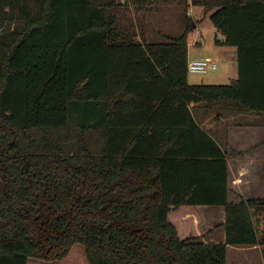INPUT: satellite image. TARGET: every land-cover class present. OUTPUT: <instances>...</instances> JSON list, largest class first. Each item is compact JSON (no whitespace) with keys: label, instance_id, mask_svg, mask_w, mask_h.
Returning <instances> with one entry per match:
<instances>
[{"label":"trees","instance_id":"trees-1","mask_svg":"<svg viewBox=\"0 0 264 264\" xmlns=\"http://www.w3.org/2000/svg\"><path fill=\"white\" fill-rule=\"evenodd\" d=\"M157 3L183 27L145 43L135 16ZM189 6L236 50L230 84L187 83ZM196 110L264 113V0H0V264L76 244L88 264H226L257 246L264 263V196L227 201L228 154ZM203 207L224 209L223 242H203Z\"/></svg>","mask_w":264,"mask_h":264},{"label":"rangeland","instance_id":"rangeland-1","mask_svg":"<svg viewBox=\"0 0 264 264\" xmlns=\"http://www.w3.org/2000/svg\"><path fill=\"white\" fill-rule=\"evenodd\" d=\"M123 3V0H118ZM169 6V7H167ZM151 9L146 14L135 16L144 24V40L145 43L162 42L163 37L177 36L182 30V19L184 9L177 7L174 4H152ZM7 11V10H6ZM196 19L199 12L195 10L192 14ZM127 19H133L130 14L126 15ZM195 29L187 37V56L188 62L203 59L209 60L217 65L214 71H207L205 74L187 73V83L189 85H226L230 84L236 79V50L233 47L224 46L216 43L220 41L221 36L216 31L212 30L209 23L208 16L202 17L199 21L195 20ZM197 27V28H196ZM197 111V110H196ZM195 111H193L194 113ZM254 136V135H252ZM253 141L255 138H252ZM263 146V145H259ZM258 146H255V153H257ZM251 149H247L250 151ZM262 151V152H261ZM259 151L261 158H255L257 162L260 160L264 163V150ZM255 165V164H253ZM257 170V166H255ZM252 187L258 183L251 178ZM214 221L209 223L200 222L198 220L197 226L200 233L203 235V240L211 242L218 239L220 236V215L211 211ZM219 215V216H218ZM212 216V215H211ZM212 216V217H213ZM211 217V218H212ZM257 222L255 223L256 233L258 238L262 235V215H257ZM211 233L213 235H211ZM211 235V236H210ZM210 236V237H208ZM28 264H88L85 259L84 250L81 245H74L69 251L68 255L60 261L46 262L41 260H29ZM226 264H264L263 250L261 247H228Z\"/></svg>","mask_w":264,"mask_h":264},{"label":"crops","instance_id":"crops-1","mask_svg":"<svg viewBox=\"0 0 264 264\" xmlns=\"http://www.w3.org/2000/svg\"><path fill=\"white\" fill-rule=\"evenodd\" d=\"M176 6L179 7L178 5ZM195 10L199 12V16H197L196 19L192 15ZM186 14L194 21H199L206 15L209 19L210 12L205 13L201 7L189 6V8L186 9ZM211 28L213 31L217 32L214 27ZM223 40L224 38L221 36L220 42ZM192 115L199 127L207 132L228 154L227 201L235 204L238 203L240 199L250 200L262 198L264 196V163L261 161L262 156L260 155L259 151L264 150V113L260 115H254L197 110L192 113ZM253 137L255 138L254 141L252 139ZM255 146H258L256 148L257 153H255ZM247 149L251 150L247 151ZM255 158H261V160L257 162L254 160ZM255 166H257V170ZM254 177L255 181L258 183L256 186L252 187V184L254 183L251 184V178L254 179ZM211 211L219 214L220 219L222 220V222H220L222 225L220 227V236L218 237L217 241L210 238L211 242H206L205 240H203V242H223L224 209L222 207L201 208L199 211V221L201 223H209L210 221H214L215 217ZM215 219H217V216ZM211 235L213 234L211 233Z\"/></svg>","mask_w":264,"mask_h":264},{"label":"built area","instance_id":"built-area-1","mask_svg":"<svg viewBox=\"0 0 264 264\" xmlns=\"http://www.w3.org/2000/svg\"><path fill=\"white\" fill-rule=\"evenodd\" d=\"M217 65L209 60L198 59L188 62L187 71L195 74H205L207 71H214Z\"/></svg>","mask_w":264,"mask_h":264}]
</instances>
